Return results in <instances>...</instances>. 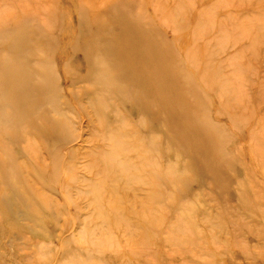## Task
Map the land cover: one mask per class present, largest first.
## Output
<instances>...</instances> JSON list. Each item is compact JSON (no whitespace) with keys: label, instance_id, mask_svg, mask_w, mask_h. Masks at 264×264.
<instances>
[{"label":"rangeland","instance_id":"1","mask_svg":"<svg viewBox=\"0 0 264 264\" xmlns=\"http://www.w3.org/2000/svg\"><path fill=\"white\" fill-rule=\"evenodd\" d=\"M0 264H264V0H0Z\"/></svg>","mask_w":264,"mask_h":264}]
</instances>
